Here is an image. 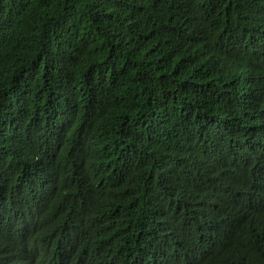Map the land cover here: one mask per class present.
I'll list each match as a JSON object with an SVG mask.
<instances>
[{"label":"trees","instance_id":"16d2710c","mask_svg":"<svg viewBox=\"0 0 264 264\" xmlns=\"http://www.w3.org/2000/svg\"><path fill=\"white\" fill-rule=\"evenodd\" d=\"M0 264H264V0H0Z\"/></svg>","mask_w":264,"mask_h":264}]
</instances>
